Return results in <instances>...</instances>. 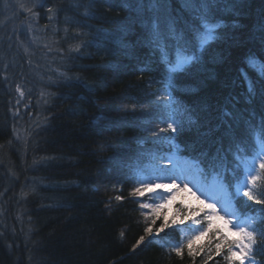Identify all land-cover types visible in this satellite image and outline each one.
<instances>
[{
    "label": "trees",
    "instance_id": "obj_1",
    "mask_svg": "<svg viewBox=\"0 0 264 264\" xmlns=\"http://www.w3.org/2000/svg\"><path fill=\"white\" fill-rule=\"evenodd\" d=\"M135 7L132 0H0V264H229L212 232L188 255L193 219L201 220L192 206L148 213L132 193L141 187L138 171L165 173L172 143L189 158L214 162L222 149L233 161L228 125L237 136L244 120L259 129L264 81L246 57L264 60V0L221 5L231 8L217 14L226 40L209 45L171 86ZM172 8L180 9L177 0ZM222 107L244 119L238 124ZM173 120L182 128L154 141V129Z\"/></svg>",
    "mask_w": 264,
    "mask_h": 264
},
{
    "label": "snow or ice",
    "instance_id": "obj_2",
    "mask_svg": "<svg viewBox=\"0 0 264 264\" xmlns=\"http://www.w3.org/2000/svg\"><path fill=\"white\" fill-rule=\"evenodd\" d=\"M177 2L180 4V9L172 8L173 0H132L136 6L137 22L144 29L147 43L154 46L158 52L169 86L176 74L185 73L194 65L199 64L207 47L220 39L218 30L226 25L222 17L217 14L231 10L230 7L220 6L234 5L236 0H177ZM123 3H129V0H123ZM184 13H187V18ZM262 44H264V38H262ZM246 64L257 73L260 81H264V60L255 53H249L246 57ZM243 75L248 85V93L254 97L256 95L255 82L247 72ZM18 91L20 90L18 89ZM20 95H24L23 91H20ZM260 95L264 97V86L260 89ZM171 103L172 101H169V106ZM224 115L233 117V120L238 124L240 120L244 119L242 116H233V113L227 111ZM225 123L227 122L225 121ZM244 124L246 128L239 136H237V129H233L230 124L225 132V136L232 141L229 151L232 153L234 162L230 170L231 175L235 178L234 184L226 180V176L229 174V169L223 162L226 157H220L222 149H217V156L214 159H219L221 162L219 166L212 165L211 172L212 179L218 188L211 194L205 193L206 195L210 194L211 199L216 202L208 203L207 210H193L196 213L203 211L208 227L203 230L195 229L198 231V236L188 241L189 256L194 255L192 249L194 239H198L199 236H204L208 232H212L213 236L218 237L219 242L215 244L217 254L227 248L228 255L225 259L229 264H257L254 255L264 253V242L258 241V236L264 237V228L256 227L257 223L264 224V215L258 218L254 214L253 206L247 203V201H251L264 206V198H261L264 196V192H259L260 185L258 184V181L264 178V119L261 120L259 129L253 125L250 119L244 120ZM178 127L182 128V125L173 120L160 131L176 133ZM168 139L174 138L168 137ZM190 166L197 171L202 179L207 180L208 173L201 167L198 158H193ZM156 187L167 189L172 193L180 190V186L175 183V180L171 185L157 184ZM151 188L150 181H142L141 187H137L132 194L142 196L145 189ZM184 189L191 191L187 183L184 184ZM198 190L202 189L198 187ZM193 195L196 194L193 193ZM240 197L247 198L243 208L252 209L253 214L237 207L235 201ZM171 198L169 197V199ZM116 199L119 200L122 197L117 196ZM217 202L221 204L220 209L217 208ZM141 207H150V205L143 204ZM221 211L224 215H221ZM260 212L264 214V207L260 209ZM225 216L229 217L225 220V224L232 226L229 229L230 234L225 233L219 227L213 231L214 218L218 217L223 220ZM193 223L199 224L201 221L193 219ZM152 224H155V218H153ZM166 226L167 221L157 230V234L163 231ZM145 232L150 235L152 227L145 228ZM143 240L142 236L138 243ZM258 243H261L260 248H257ZM184 247L178 245L173 248V251L177 256L182 257Z\"/></svg>",
    "mask_w": 264,
    "mask_h": 264
},
{
    "label": "bare ground",
    "instance_id": "obj_3",
    "mask_svg": "<svg viewBox=\"0 0 264 264\" xmlns=\"http://www.w3.org/2000/svg\"><path fill=\"white\" fill-rule=\"evenodd\" d=\"M12 2H13V4L15 5V4H17L18 3V0H11ZM239 26H237V28H238ZM226 36H227V33L225 32H222V34L220 33V39H218V40H216V41H214L213 43H211L210 45H213L214 43H218V42H221V41H225L226 39ZM23 43L25 44V45H28V44H26L25 43V41H23ZM26 48V47H25ZM245 87H246V92H248V87L245 85ZM248 97H250V96H248ZM247 97V95L246 96H244V98H245V102H246V104L247 103H249V100L251 101V99H249ZM236 101V100H235ZM248 101V102H247ZM251 103V102H250ZM230 112L227 108H223L222 107V111H220V112ZM244 114H247L246 112H244ZM167 127V126H166ZM169 133V132H168ZM167 132H162V131H160V128H157L156 130L154 129V134L152 135L153 136V138H154V141H156L157 143H161L162 142V138L163 137H165L166 136V134H168ZM169 135V134H168ZM172 145V151H170L169 153H166V155H167V159L165 160V161H163V163H162V165L165 167V173H168V171H170L169 170V162H170V159H171V157L173 156V157H178L179 159H186V160H188V162H191L192 161V159L193 158H189V156H185V155H183L182 153H181V149L179 148V146L176 144V143H172L171 144ZM250 151V150H249ZM231 156H232V154H231ZM220 157H226V159H224V164L228 167V169H229V175H230V177L232 176L231 175V172H230V170H231V168L233 167V161L232 160H230V157H229V155H228V151H226L225 150V152H222V153H220ZM199 160H200V162H201V167L204 169V171L206 172V173H208V178H207V180L205 181L204 179H202L199 175H198V173H197V171L194 169L193 170V172H194V175L195 176H193V178L195 179V180H197V179H199L198 181L199 182H197V183H200V184H205V185H210V183H211V181L213 180L212 179V172H211V166L212 165H216V166H219L220 165V160L219 159H215L214 160V162H208L207 160H206V158L204 157V158H201V157H199L198 158ZM164 174V173H163ZM238 175H240V173L238 172ZM161 176V175H160ZM160 176H155V177H152V178H149L146 174H144V173H142L141 174V172L140 171H138L137 172V174H136V179L140 182V185H141V182L142 181H150V182H153L154 180H156V179H158ZM242 178V177H241ZM231 182L232 183H235V178L232 176V180H231ZM263 182H264V178H262V180L261 181H258V184L260 185V188H259V192H262V191H264V189L263 188H261V185L263 184ZM153 193V192H152ZM138 197H139V199H138V203L136 204V207H141V205H143V204H147V205H150V207H141V208H144L145 209V212H148V213H150L151 211H153V210H155V212L156 213H161V210H162V208L163 207H165V206H167L168 204H165V205H163V204H161V208H159V202H154V200H153V195L150 193V192H148L146 189L144 190V195H142V196H140V195H138ZM240 198H242L241 200H242V202H245V201H247V198L246 197H240ZM240 198H237L236 199V201H235V203H236V205H237V200L238 199H240ZM261 198H264V196H262ZM247 202H251V201H247ZM169 204H172V203H169ZM252 206H253V209L255 210L254 211V214L259 218L261 215H264V214H262L261 212H260V209L262 208V207H264V206H262V205H258V204H254L253 202H252ZM237 207L238 208H240L242 211H248L250 214H253L252 213V209H244L243 208V205L242 204H239V205H237ZM191 208H193V209H204V210H207V206H192ZM194 214H198L200 217H201V223H199V224H196L197 225V229H199V230H203L204 228H207L208 227V222H207V220L204 218V213H203V211H201V212H199V213H194ZM192 215V214H191ZM256 227L259 229V228H264V224H260V223H257L256 224ZM195 232V231H194ZM194 234V233H193ZM206 235V234H205ZM204 235V236H205ZM258 241L259 242H264V237H259L258 236ZM186 242L188 243V240H186ZM197 243H200V241H197ZM260 246H261V243H258V245H257V248H260ZM227 255H228V253H227ZM263 257H264V255L262 254V253H258V254H255L254 255V259H255V261L258 263V264H262L263 263Z\"/></svg>",
    "mask_w": 264,
    "mask_h": 264
},
{
    "label": "rangeland",
    "instance_id": "obj_4",
    "mask_svg": "<svg viewBox=\"0 0 264 264\" xmlns=\"http://www.w3.org/2000/svg\"><path fill=\"white\" fill-rule=\"evenodd\" d=\"M20 1V0H18ZM25 46V45H24ZM25 47H28L26 45ZM191 162H188L186 159H179L178 157H171L169 162V170L168 173L162 174L158 179L154 180L152 183L151 189H146L153 195L154 202H159V208H161V204H169V203H183V206H207L208 203H213L211 199V193L215 192L218 188V185L212 180L210 185L200 184L199 182L193 178L194 172L193 168H191ZM173 180L175 183L180 186V190L174 193L169 192L167 189L157 188V184H168L171 185ZM188 184V188L191 191L184 189V184ZM198 187L202 190H198ZM153 192V193H152ZM210 193L206 195L205 193ZM195 193L196 195H193ZM169 197H172L169 199ZM199 197V199H197ZM203 202V203H202ZM217 208H221V204L217 202ZM221 215L224 213L221 211ZM228 216H225V219L214 218L213 228H221L225 233L230 234L229 229L232 228L231 225H226L225 220L228 219ZM198 236V231H195L194 234H189V238L186 240H192L194 237ZM204 236H199L198 239H194V242L200 241ZM235 238V237H233ZM258 264V263H257Z\"/></svg>",
    "mask_w": 264,
    "mask_h": 264
}]
</instances>
